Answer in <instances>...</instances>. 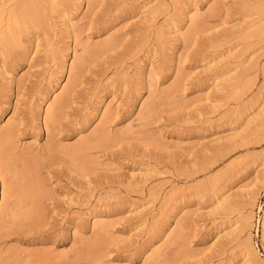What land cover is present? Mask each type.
<instances>
[{
  "label": "rangeland",
  "instance_id": "374dc122",
  "mask_svg": "<svg viewBox=\"0 0 264 264\" xmlns=\"http://www.w3.org/2000/svg\"><path fill=\"white\" fill-rule=\"evenodd\" d=\"M22 1L0 264H264V0Z\"/></svg>",
  "mask_w": 264,
  "mask_h": 264
},
{
  "label": "bare ground",
  "instance_id": "6f19581e",
  "mask_svg": "<svg viewBox=\"0 0 264 264\" xmlns=\"http://www.w3.org/2000/svg\"><path fill=\"white\" fill-rule=\"evenodd\" d=\"M27 2V3H29V2H31V3H33L32 1L33 0H23L22 2ZM29 1V2H28ZM5 5V4H4ZM3 5V3H1L0 4V12H1V14H3L2 12L3 11H5L6 10V12H7V18H8V24L5 26V30L8 32V33H10V34H13L14 35V31L16 30L17 31V29L19 28V27H21V25H27V24H25V23H23L24 21L22 20V19H19V18H22L21 16L19 17V14L18 13H20V11H22L24 8V11L25 12H27L26 14L28 15V17L29 16H31V15H29L30 13L28 12V7H27V5H26V7H22L23 9H21V7L20 6H22L23 5V3H19V5L20 6H18V4H9L10 6H4ZM6 5H8V4H6ZM29 5H30V3H29ZM31 6V5H30ZM31 10V9H30ZM32 10H33V8H32ZM31 10V11H32ZM19 11V12H18ZM23 14V13H22ZM21 15V14H20ZM24 16H25V14H24ZM32 18V17H31ZM23 22H22V21ZM28 27V26H27ZM17 33V32H16ZM6 34L4 33V35H2L1 37H3V38H5L6 36H5ZM12 36V35H11ZM10 36V37H11ZM1 37H0V39H1ZM5 39H7V38H5ZM8 41V40H7ZM6 41V42H7ZM4 47V46H3ZM63 102H62V100H60V101H58L54 106H53V108H52V110H51V112H52V114L58 109V107L62 104ZM10 132H11V128H7L6 130H5V137H8V135L10 134ZM32 201H33V195H30V196H26V197H24V199L22 200V203H24L26 206H25V208H27L28 209V207L32 204ZM29 202H30V204H29ZM28 214V213H27ZM30 216H31V214H29ZM26 216L25 215V218L26 219H29V217L30 216Z\"/></svg>",
  "mask_w": 264,
  "mask_h": 264
}]
</instances>
